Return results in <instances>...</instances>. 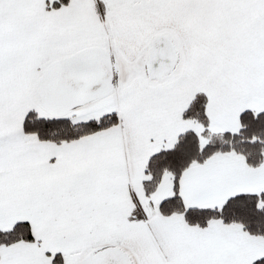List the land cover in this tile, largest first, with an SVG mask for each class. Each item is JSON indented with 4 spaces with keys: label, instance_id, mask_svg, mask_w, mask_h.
I'll list each match as a JSON object with an SVG mask.
<instances>
[{
    "label": "snow or ice",
    "instance_id": "obj_1",
    "mask_svg": "<svg viewBox=\"0 0 264 264\" xmlns=\"http://www.w3.org/2000/svg\"><path fill=\"white\" fill-rule=\"evenodd\" d=\"M0 264H264V0H0Z\"/></svg>",
    "mask_w": 264,
    "mask_h": 264
}]
</instances>
